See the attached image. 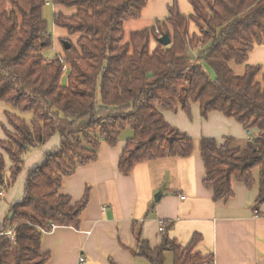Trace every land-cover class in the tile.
Returning a JSON list of instances; mask_svg holds the SVG:
<instances>
[{"label": "trees", "instance_id": "trees-1", "mask_svg": "<svg viewBox=\"0 0 264 264\" xmlns=\"http://www.w3.org/2000/svg\"><path fill=\"white\" fill-rule=\"evenodd\" d=\"M8 1L9 12L0 14V103L33 117L28 126L16 114L3 113L0 190L13 187L31 149L55 135L61 143L29 171L22 199L5 214L0 264H48L50 253L40 246L43 235L54 227L79 228L89 189L74 203L60 193L61 182L78 166L94 162L101 142L115 147L121 133L131 131L117 165L123 175L165 155L192 156L193 139L162 114L179 107L190 117L192 103L202 119L222 113L249 132L243 150L232 149L231 138L222 145L213 138L200 139L202 182L213 201L233 197L232 180L252 188V171L258 168L255 205L264 204V67L246 63L254 46H264V0H188L193 10L189 15L172 0L166 19L130 33L126 43L124 23L138 19L150 0ZM47 4L75 9L71 16L52 14L51 24L73 38H60L61 53L53 56L46 55L53 49L43 16ZM163 34L171 38L168 46L159 44ZM187 49L197 50V56L188 59ZM232 63L243 65V74H234ZM165 224L160 245L150 248L137 240V256L148 264H166L168 252L172 264H213L212 253L196 251L199 234L182 246L168 236L172 225ZM7 231L14 233L13 242Z\"/></svg>", "mask_w": 264, "mask_h": 264}, {"label": "crops", "instance_id": "crops-1", "mask_svg": "<svg viewBox=\"0 0 264 264\" xmlns=\"http://www.w3.org/2000/svg\"><path fill=\"white\" fill-rule=\"evenodd\" d=\"M171 3L172 0L148 1L138 19L124 23V42H128L130 33L166 19ZM177 5L183 15L193 12L188 0H177ZM48 6L52 14L61 11L71 16L75 12V9ZM52 26L56 38L53 50L61 53L60 38L67 39L68 36L66 31ZM190 30L194 31L193 25ZM125 34L129 36L128 40ZM68 39L73 42V38ZM155 47L152 42L151 49ZM197 54V50L187 49L186 57L194 59ZM246 63L264 67V46H254ZM230 68L236 75L244 72L243 65L232 63ZM61 82L66 84V75ZM177 109V112L163 110L162 114L168 124L193 139L192 156L174 158L165 155L137 164L128 175H123L117 165L129 137L120 135L115 147L101 142L94 162L78 166L75 174L62 179L60 193L76 203L88 188L89 202L80 214L77 230L54 227L43 235L40 246L43 252L50 253L48 264H78L80 256L84 264H110V261L114 264H148L135 254L136 242L143 240L150 248L160 245L161 224L165 222L172 225L167 231L168 236L179 245L189 244L192 236L199 234L196 251L202 256L212 253L213 264H264V204L255 205L259 169L252 171L255 181L252 188L232 180L233 197L225 202H214L212 191L203 186L205 168L198 153L202 138H213L219 145L231 138L232 149L243 150L249 141V132L222 113L211 112L202 119L198 105L194 103L190 107V117L179 107ZM60 143L55 135L44 146L31 149L25 155L15 184L3 193L4 202L11 206L22 199L29 171ZM3 219L0 216V224ZM165 257L166 264H172L173 257Z\"/></svg>", "mask_w": 264, "mask_h": 264}, {"label": "rangeland", "instance_id": "rangeland-1", "mask_svg": "<svg viewBox=\"0 0 264 264\" xmlns=\"http://www.w3.org/2000/svg\"><path fill=\"white\" fill-rule=\"evenodd\" d=\"M9 8H10V4H9V1L8 0H0V14L1 13H7V12H9ZM43 9H44L43 10V16H44V18L46 20V23L49 26V32H50V35H51V39H53V42L55 43L56 38H55V35H54V30L52 28L53 26L51 24V20H52V12H51V10L52 9L48 5H46ZM51 30H52V32H51ZM170 34H171V29H170ZM125 37L128 40V37L129 36H127V34H125ZM200 37L201 36H199V38ZM47 54H48V56H53L54 54H57V53H55V50L52 49L50 51L47 50L46 55ZM4 112H8V113L13 114V115L16 114L19 118H21L23 121H25V123L28 126H29L30 121H31V119L33 117V114L30 113V112L29 113L19 112L15 108L13 109L10 105L1 103L0 104V124H5V118H4V114H3ZM121 136L122 137H130L131 136V131L129 129H126V130H124L121 133ZM2 138H3V135H2V131L0 129V139H2ZM7 163H8V160H7ZM20 193H21V191H20ZM9 207H10V205H8L2 199L0 201V216H3L4 217V215L6 214V212L9 210ZM165 255H167V257L168 256L169 257L171 256V254L168 253V252ZM145 263H146V261H145Z\"/></svg>", "mask_w": 264, "mask_h": 264}, {"label": "built area", "instance_id": "built-area-1", "mask_svg": "<svg viewBox=\"0 0 264 264\" xmlns=\"http://www.w3.org/2000/svg\"><path fill=\"white\" fill-rule=\"evenodd\" d=\"M63 68H64V71H67L66 66H63ZM248 135H249V134H248ZM3 193H4V191H3V190H0V198L3 196ZM181 198L184 199L183 197H181ZM161 230H162V229H161ZM5 236H6V238H7L9 241H11V242L14 241V237H15V235H14L13 232H11V231H7V232H5ZM78 260H79L78 264H84V259H83L82 256H80V257L78 258Z\"/></svg>", "mask_w": 264, "mask_h": 264}, {"label": "water", "instance_id": "water-1", "mask_svg": "<svg viewBox=\"0 0 264 264\" xmlns=\"http://www.w3.org/2000/svg\"><path fill=\"white\" fill-rule=\"evenodd\" d=\"M171 43V38L167 34L160 35L159 44L163 46H168ZM64 48L69 49L70 45L67 42H64Z\"/></svg>", "mask_w": 264, "mask_h": 264}]
</instances>
